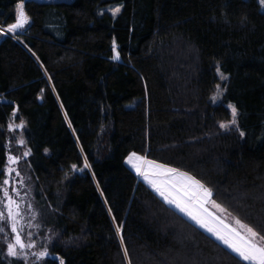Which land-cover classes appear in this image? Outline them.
Wrapping results in <instances>:
<instances>
[{"label":"trees","instance_id":"obj_1","mask_svg":"<svg viewBox=\"0 0 264 264\" xmlns=\"http://www.w3.org/2000/svg\"><path fill=\"white\" fill-rule=\"evenodd\" d=\"M20 2L0 0V28L15 22ZM23 2L31 26L0 35V184L8 126L22 120L35 201L54 239L47 264H248L125 161L136 152L187 172L229 215L264 234L258 0ZM116 5L114 18L105 9ZM216 85L224 88L218 105ZM229 103L238 125L221 129ZM0 264H20L1 242Z\"/></svg>","mask_w":264,"mask_h":264},{"label":"snow or ice","instance_id":"obj_2","mask_svg":"<svg viewBox=\"0 0 264 264\" xmlns=\"http://www.w3.org/2000/svg\"><path fill=\"white\" fill-rule=\"evenodd\" d=\"M259 5L264 8V0H258ZM122 6H116L110 9L112 16L115 18L120 13ZM103 14V13H101ZM30 18L25 12L24 2L21 0L16 6L15 22L6 26L7 33L16 35L17 30L24 29L25 25H28ZM5 30L0 28V35H3ZM112 51L115 55L113 59H119V52L116 51V44L113 41ZM217 72L221 79H226L223 72L217 68ZM217 89H220V85H216ZM221 93L218 91L216 96L212 97L213 102ZM228 108L231 109L230 124L237 125V108L234 105L229 104ZM15 116V112H13ZM23 121L16 125L18 128H23ZM12 129V125L8 126ZM69 127L71 123L69 122ZM221 129H228L229 123H220ZM240 136H244V132H240ZM21 145L24 141L19 142ZM47 151V150H45ZM31 154V149H28L23 153L25 157ZM8 160L11 164L18 162V157L9 156ZM127 163L136 171V173L143 177V179L151 185L154 190L164 199L166 203L174 206L180 212L188 216L201 228L205 229L217 240H220L224 245L236 253L242 260L247 261L248 264H264V234L256 231L253 227L243 223L240 219L234 218V222H226V218L217 214L215 211H211L208 207L210 204L212 208L218 209L219 212H227V209L216 203L212 199V190L207 188L200 180L194 176L189 175L187 172H182L177 168L169 167L166 164L158 163L154 160H150L145 156L139 155L136 152H132L128 158ZM73 170L77 169V165H71ZM84 168H90L85 158ZM83 171V169H79ZM9 174L16 172L17 176H20V172L15 168L8 169ZM9 180L3 179L2 185H8ZM0 191L3 192V197L0 198V205L3 208L0 209V221L4 222L0 225V233L4 232L8 223L11 225L12 233H15V243L9 242L7 245L8 255L16 258H21V253L24 249L35 247L34 243H26L22 238L21 229L24 227L21 222L22 213L20 210V203L9 194L6 187H0ZM17 196L19 192L17 191ZM103 195V193H101ZM6 199V203H5ZM6 210V211H5ZM111 212V208H109ZM115 221L116 217H112ZM116 234L120 239L121 245H123L124 237L122 235V226L116 225ZM20 249L21 252H18ZM124 254L127 256V248H124ZM38 258L49 255L47 249L34 253ZM59 264H64L63 258L59 259ZM129 264L131 262L129 261Z\"/></svg>","mask_w":264,"mask_h":264},{"label":"rangeland","instance_id":"obj_3","mask_svg":"<svg viewBox=\"0 0 264 264\" xmlns=\"http://www.w3.org/2000/svg\"><path fill=\"white\" fill-rule=\"evenodd\" d=\"M36 1L47 2V3H58V2H67V1H71V0H36ZM116 6H118V5H116ZM110 9H112V7L106 8L105 12L112 15ZM121 9H122V7H121ZM261 10L264 13V8L261 7ZM119 14H117V16ZM31 24H32V21L30 18L29 24L25 25V28L21 29V31L24 32L25 30H27L31 26ZM5 34H9V33H7V31H5ZM221 81L225 82L226 79H221ZM218 91L221 94L217 97L216 101L214 102V104H216V105L224 102L223 101L224 88L222 85H220V89H217L215 96H216ZM229 104H226V105L228 106ZM230 111H231V109H230ZM236 119H237V125H238V110H237ZM21 121H18L16 123L12 124V129H10L11 131L9 133L8 141L6 143L7 163H6L5 169L3 171V178H2V181H3V179H8L9 184L8 185H2V182H1L0 187H6L9 194L12 195L13 198L16 199L20 203V210L22 213L21 222L24 225V227L21 229L22 238L24 239V241L26 243H34L35 247L24 249L21 253V258L9 256L7 254L8 253L7 245L9 242L15 243V233H12L10 223L7 224L4 232L0 233V242L4 248L6 256L12 262L17 261V262H20V264H47V262L49 260L54 259V255L50 253V248H51L52 244L54 243V241H53L54 239L52 237L50 229H48L45 226L43 219L40 215L39 209L37 208V203L35 201V185H34V181L32 178L31 169L29 166L30 155H28L27 157H25L23 155V153L25 151H27L29 148H28V145H27L24 133H23L24 130L22 131V130H20V128L16 127V125L21 123ZM227 123H229V128L237 126V125H235V126L231 125L230 121ZM24 124L25 123L23 121V125ZM21 140L24 141L23 145H21L19 143ZM9 156L18 157V162L16 164H11L8 160ZM125 162H126V165L164 201V199L154 190V188L151 185H149L143 179V177L139 176L136 173V171L127 163V159ZM9 168H15L17 171L20 172L21 175L17 176L16 172H12L11 174H9V172H8ZM17 191L19 192V196H17V194H16ZM2 197H3V192L0 191V198H2ZM6 202L7 201L5 199V203ZM166 204H168V203H166ZM169 206H171L172 208L177 210L179 213H181L183 216H185L191 222H193L196 226H198L201 230H203L204 232H206L207 234L212 236L215 240H217L215 236H213L211 233H209L205 229L201 228L193 220H191L188 216H186L185 214L180 212L174 206H172V205H169ZM208 207L211 211H215V212H217V214L221 215L222 217H225L226 222H234V218L231 215H229L227 212L221 213V212H219L218 209L212 208V206L210 204L208 205ZM2 208H3V205H0V209H2ZM3 223L4 222L0 221V225H2ZM217 241L220 242L222 245H224L220 240H217ZM224 246L226 248H228L226 245H224ZM45 249H47L49 255H47L45 257H39V258L36 255H34V253H38V252L43 251ZM229 250H231V249H229ZM17 251L21 252L20 249H17Z\"/></svg>","mask_w":264,"mask_h":264},{"label":"water","instance_id":"obj_4","mask_svg":"<svg viewBox=\"0 0 264 264\" xmlns=\"http://www.w3.org/2000/svg\"><path fill=\"white\" fill-rule=\"evenodd\" d=\"M26 1H31V0H26ZM117 61H119V60H117ZM39 101H40V103H42V99L41 98H39Z\"/></svg>","mask_w":264,"mask_h":264}]
</instances>
